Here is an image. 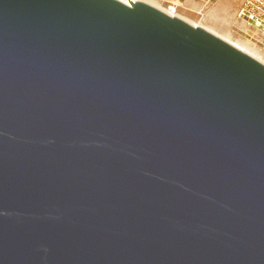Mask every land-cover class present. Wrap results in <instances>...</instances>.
Returning a JSON list of instances; mask_svg holds the SVG:
<instances>
[{"label": "water", "instance_id": "obj_1", "mask_svg": "<svg viewBox=\"0 0 264 264\" xmlns=\"http://www.w3.org/2000/svg\"><path fill=\"white\" fill-rule=\"evenodd\" d=\"M0 264H264V64L143 1L0 0Z\"/></svg>", "mask_w": 264, "mask_h": 264}, {"label": "rangeland", "instance_id": "obj_2", "mask_svg": "<svg viewBox=\"0 0 264 264\" xmlns=\"http://www.w3.org/2000/svg\"><path fill=\"white\" fill-rule=\"evenodd\" d=\"M140 1L146 2L164 12L167 11L169 6L165 1L161 0ZM241 1L209 0L201 13L178 7L175 9V16L191 25L206 29L241 51L248 53L246 48L250 49L254 52L252 57L264 64V38L256 29L235 18Z\"/></svg>", "mask_w": 264, "mask_h": 264}, {"label": "built area", "instance_id": "obj_3", "mask_svg": "<svg viewBox=\"0 0 264 264\" xmlns=\"http://www.w3.org/2000/svg\"><path fill=\"white\" fill-rule=\"evenodd\" d=\"M120 1L128 2V0ZM166 13L175 14V6L169 5ZM235 18L256 29L264 38V0H242L236 11Z\"/></svg>", "mask_w": 264, "mask_h": 264}, {"label": "crops", "instance_id": "obj_4", "mask_svg": "<svg viewBox=\"0 0 264 264\" xmlns=\"http://www.w3.org/2000/svg\"><path fill=\"white\" fill-rule=\"evenodd\" d=\"M168 5H174L176 8H184L186 10L201 13L206 7L209 0H161Z\"/></svg>", "mask_w": 264, "mask_h": 264}, {"label": "bare ground", "instance_id": "obj_5", "mask_svg": "<svg viewBox=\"0 0 264 264\" xmlns=\"http://www.w3.org/2000/svg\"><path fill=\"white\" fill-rule=\"evenodd\" d=\"M130 1V0H129ZM134 1L135 0H131L130 2H133L134 3ZM127 2V1H126ZM136 2V1H135ZM166 12V11H165ZM174 16H175V14H173ZM246 48V47H245ZM247 50H248V53L247 54H249V55H251V56H253L252 54L254 53V52H252L250 49H248V48H246ZM244 52V51H243ZM246 53V52H245Z\"/></svg>", "mask_w": 264, "mask_h": 264}]
</instances>
